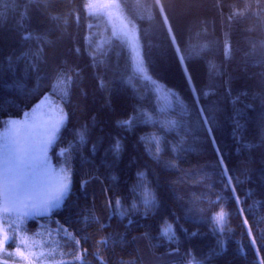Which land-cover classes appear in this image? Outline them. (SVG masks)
<instances>
[{"label": "trees", "instance_id": "16d2710c", "mask_svg": "<svg viewBox=\"0 0 264 264\" xmlns=\"http://www.w3.org/2000/svg\"><path fill=\"white\" fill-rule=\"evenodd\" d=\"M117 3L136 27L151 81L136 73L127 43L104 34V16L88 14V0H0V128L54 96L66 119L49 155L54 167L71 169L59 207L22 222L1 218L15 237L4 247L15 253L23 238L47 264H81L77 256L83 264H260L264 0ZM61 72L72 78L63 97L53 90ZM156 85L169 93L164 104ZM221 157L239 204L225 190ZM144 186L155 199L147 208ZM217 195L224 199L210 207ZM117 200L123 217L114 215ZM221 209L230 213L223 233L211 219Z\"/></svg>", "mask_w": 264, "mask_h": 264}, {"label": "snow or ice", "instance_id": "6c2138e0", "mask_svg": "<svg viewBox=\"0 0 264 264\" xmlns=\"http://www.w3.org/2000/svg\"><path fill=\"white\" fill-rule=\"evenodd\" d=\"M110 3H117V0H109ZM86 9L89 15H97L98 13L104 12V14L110 15L105 12L104 9H97L93 6L92 0L87 4ZM163 12V9H161ZM163 23L167 27L169 34L172 37L173 43L175 44V36L172 33L171 24L168 21L167 16L163 17ZM91 27V26H90ZM118 33L114 29L113 36H117ZM119 35L127 38L128 42L131 43V37L128 32L121 30ZM102 47V45H100ZM177 53L179 54V46L176 45ZM184 56L181 55V61L184 60ZM135 71L139 75H143L146 80L151 81V77L147 75L148 69L145 67L143 58H138L135 64ZM72 82L71 76H67L61 72L57 75L56 82L53 84L54 92H59L62 97L67 94V90ZM155 84V81H152ZM39 107V106H37ZM60 113L59 117L53 120L50 124L43 127V130H39L34 122L29 121V114L25 113L26 119L21 121L11 120L8 122V128L0 133V217L8 214H15L19 221H23L25 218L35 215H44L49 213L51 210L59 207L70 189V168H61L58 172L53 171L48 164L47 151L56 140L57 135L63 125L66 117L63 114L62 109H57ZM200 115L203 123L209 125L211 121L210 116H204V109H200ZM147 115V114H146ZM151 117H149L150 119ZM32 121H35V110ZM131 120L124 121L125 125H130ZM169 125H174V121H169ZM209 133H211V127H208ZM79 141L82 143L84 140V133L78 134ZM153 142L157 144V153L159 152V140L153 138ZM117 149L119 145L117 144ZM61 155H68V149H62ZM67 162V161H66ZM222 173L226 179L225 190L231 191L232 198L239 204V196L235 194V186L232 184V177L228 175L226 166H223V160L221 157ZM142 203L144 206L150 207L154 205L155 199L151 192V189L146 186L143 187L142 192ZM224 197L217 195L216 200L209 201V205L214 206L218 204ZM116 210L114 215L123 217L126 213L121 206V201L115 202ZM109 207L111 208V201H109ZM244 209H239L242 214ZM230 213L221 209L218 213L211 217L216 229L223 233L225 226L228 222V216ZM245 224L247 220L245 219ZM107 225H102L106 227ZM10 230H18L19 224L10 225ZM66 235L69 239H72L70 233ZM163 234L168 235L171 231V226L163 228ZM249 235L251 229H247ZM34 235H41L36 233ZM14 236L9 235L7 231L0 228V264H7V260L3 257L12 258L16 255L24 256L21 251V246H26L25 240L21 239L20 244L17 245L15 253L8 252L4 245L6 243L13 242ZM105 245L107 240L101 241ZM79 244V241H76ZM255 243V241H251ZM39 246V245H37ZM41 257L45 256V253H39ZM48 256H52L49 252ZM76 260L81 261L83 264V257L77 256ZM72 264V262H68ZM260 264H264V261H260Z\"/></svg>", "mask_w": 264, "mask_h": 264}, {"label": "rangeland", "instance_id": "374dc122", "mask_svg": "<svg viewBox=\"0 0 264 264\" xmlns=\"http://www.w3.org/2000/svg\"><path fill=\"white\" fill-rule=\"evenodd\" d=\"M89 2L90 0H88V4ZM92 4L97 9H104L106 13L110 14V15H107V14H104V12L98 13L100 15H103L107 22L105 28H108L109 31L108 32L105 31L104 34L109 35V32H110L113 35V30L115 29L117 31L118 35L116 37L123 39L127 43L130 49L131 57L133 59V64H134L133 67L135 68L137 59L142 58L140 41H139V37H138V33H137L135 25L133 24L134 26L133 27L127 21L125 16L120 11L118 3L113 4V3H110L109 0H92ZM121 30L128 32L129 37H131V43L128 42L127 38L119 35ZM141 76L142 78H144L143 75ZM155 87H156L161 103L162 104L166 103L169 99L168 91L165 90L163 87H161V85H156ZM59 104L60 102L57 99H55L54 96L45 94L39 99V101H37L33 106L25 110L22 113V115H20L19 117L18 116L9 117L1 126L0 133H3L8 128V122L11 120L23 122L26 119L25 113L29 114V121L34 122L37 125L38 129L42 131L44 126H46L47 124H50L53 120L59 117L60 113L57 111L58 108L63 110V114L66 117V112H65L63 104L62 103H61L62 105H59ZM34 110H35V121H32L31 117L33 116ZM49 148L47 151L48 164L50 165L53 171L58 172L62 167H54L51 161V157L49 155ZM12 216L17 219L15 214H8L6 215V218L4 216L7 223H8V220L10 219L9 217H12ZM1 218L2 217H0V228H3L5 230L3 222L1 223ZM21 239L23 238H20V240ZM25 242H26V248L23 246L21 247V251L24 253V256H19V255L14 256L15 258L16 257L20 258L19 260L6 259L7 264H47V262L49 261V258L46 260V254L44 257L40 256V258H38V248L35 247L34 245L31 246L30 251L27 252L26 250L28 249L27 247L30 246V243H28L29 242L28 240H25ZM14 252H16V250Z\"/></svg>", "mask_w": 264, "mask_h": 264}]
</instances>
